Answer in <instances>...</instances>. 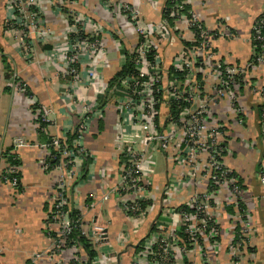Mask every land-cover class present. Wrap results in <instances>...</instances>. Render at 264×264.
Returning a JSON list of instances; mask_svg holds the SVG:
<instances>
[{
    "label": "crops",
    "instance_id": "crops-1",
    "mask_svg": "<svg viewBox=\"0 0 264 264\" xmlns=\"http://www.w3.org/2000/svg\"><path fill=\"white\" fill-rule=\"evenodd\" d=\"M35 1L41 33L28 37L5 28L11 9L9 0H0V264H33L36 254H40L37 264H67L68 251L56 256L51 252L58 231L57 224L50 219L51 202L60 179L67 207L78 213L80 229L89 236L94 227L103 231L102 241L93 244L96 257L90 264H131L142 251L145 239L155 234L160 225L177 234L182 243L178 215L190 211L188 201L200 193L203 184L187 181L185 186L171 187L174 166L168 165L154 145L145 143L129 118H121L117 97L106 91L109 80L131 55L136 40L123 18L129 16L119 10L120 6L129 7L128 13L134 14L131 17H140L145 24L157 23L164 17L166 0ZM181 1L189 15L200 17L204 27L216 34L213 49L219 59L239 66L247 63L253 52L251 26L264 11V0ZM74 19L90 32L97 27L104 44L102 55L96 57L99 65L91 82L86 79V57L82 59L81 82L66 74L59 57L73 39ZM185 32L179 26L171 28V39L161 43L162 57L169 59L182 49L183 40L188 38ZM255 75L258 78L253 81L264 80V70ZM14 76L26 85V95L14 90ZM243 102L247 109L243 126L231 121L225 102L216 106L215 116L227 125L229 138L224 144L227 155L223 160L238 176L246 193L245 207L254 222L252 257L250 254L242 258L240 264H264V185L260 182L264 140L258 112V106L264 102L248 93ZM158 111L157 120L163 125L168 108L161 104ZM81 125L84 129L78 132ZM70 135L75 139L79 136L82 151L77 149L71 166L66 167V159L59 155L56 160L50 143L53 138L68 142ZM137 137L142 141L141 148L130 149ZM18 139L23 146L15 143ZM75 139L70 149H75ZM129 151H144L143 185L160 190L155 199H146L143 214L137 220L123 215L114 196L103 200L119 183ZM9 156L17 164H9ZM8 166L14 167L9 177L15 180L14 184L2 178ZM171 191L174 199L169 196ZM218 257L213 259L216 264L227 263L225 255ZM81 258L86 264L82 252ZM181 258L182 264H190L191 257Z\"/></svg>",
    "mask_w": 264,
    "mask_h": 264
},
{
    "label": "built area",
    "instance_id": "built-area-1",
    "mask_svg": "<svg viewBox=\"0 0 264 264\" xmlns=\"http://www.w3.org/2000/svg\"><path fill=\"white\" fill-rule=\"evenodd\" d=\"M171 3L169 17H162L159 22L148 24L140 17H131L134 14L128 13L129 7L120 6L119 10L129 16L123 18L136 39L130 53L134 73L120 82L121 88L113 86L109 93L117 97L121 118H129L132 126H136L142 133L145 143L154 145L165 156L168 165L174 166L176 172L171 173V187L185 186L189 181L203 184V188L200 193L190 197V211H183L178 215L184 236L182 243L173 231H169L167 239L160 237L158 232L164 229L160 225L155 234H150L145 239L142 251L136 254L131 264H182L181 255H185L182 247L186 243L195 250V256L190 252L185 255L191 257V260L188 259L190 264H216L215 258L220 254L225 255V264H240L242 255L253 248L254 222L245 207L246 193L238 176L224 163L223 142L228 135L227 125L217 119L215 108L225 102L231 121L237 126H243L247 116L243 102L245 94L264 102V80L255 82L258 78L255 73L264 70V11L251 26L252 55L247 63L239 66L226 63L216 56L213 49L216 34L204 27L200 17L186 13L184 2L171 0ZM37 4L35 0H9L11 15L4 23L5 28L28 37L40 34ZM74 21L71 29L73 39L67 43L59 57L65 65L66 74L75 82L82 81V59L86 57V79L91 82L99 65L96 57L102 55L104 44L96 32L97 27L90 32L85 27H80L77 19ZM84 22L87 23V20ZM172 24L175 26L172 27ZM176 26L185 30L184 34L188 33V38L183 40L185 45L178 53L169 59L164 58L161 55V43L171 39V28L175 29ZM12 81L15 91L27 94L26 85L22 81L15 76ZM161 104L168 108V117L163 125L157 120ZM260 106L258 112L264 140V104ZM83 127L81 125L78 132ZM78 137L74 141L75 148L82 151ZM15 143L18 146L24 145L19 139ZM50 146L66 159V167L71 166L74 148H68L65 139L53 138ZM125 157L119 183L104 195L103 200L108 201L114 196L123 215L137 220L143 214L146 199H155L160 190L154 186L148 189L143 185L141 173L144 171V151H129ZM13 173L14 167L8 166L3 172V180L14 184L15 180L9 179ZM260 174V182L264 185V167ZM169 196L174 199L173 191ZM51 204L50 219L58 226L52 244V255L68 251L70 256L67 264H85L79 247L75 244L67 245L72 223L64 209L68 202L61 179L56 184ZM227 211L231 215V225L227 224L223 228V215ZM203 213H216V217L208 221ZM81 234L91 240L92 244L102 241L104 236L99 227H94L90 236L82 230ZM219 240L226 242L223 249L225 253L219 252ZM167 246L171 255L166 253ZM39 258L40 254L34 255L33 264H37Z\"/></svg>",
    "mask_w": 264,
    "mask_h": 264
},
{
    "label": "trees",
    "instance_id": "trees-1",
    "mask_svg": "<svg viewBox=\"0 0 264 264\" xmlns=\"http://www.w3.org/2000/svg\"><path fill=\"white\" fill-rule=\"evenodd\" d=\"M181 1V0H179ZM172 3L171 0H167L164 8L163 15L164 17H169L168 13L170 11ZM186 12V11H185ZM187 13V12H186ZM134 73V67L131 62V55L127 56V61L125 65L114 75L112 79L109 80L107 84V92L113 87L116 86L118 88H121L120 82L127 76H132ZM76 137V136H75ZM74 135H70L67 139L68 142L66 144L68 145V148L70 147V143L73 139H75ZM73 152H77V148L73 149ZM55 151L54 154L56 155V160L57 156H59V153ZM13 156L8 157V163L9 164H17L15 160H13ZM65 211L68 213V218L72 223V231L68 236V242L67 245H72L75 244L79 247L81 252L85 255L87 258L86 264H90V262L96 257V252L94 250L93 244L90 242L88 238L83 236L81 234V229H80V222H79V216L78 213L75 210H70L69 207H64Z\"/></svg>",
    "mask_w": 264,
    "mask_h": 264
},
{
    "label": "rangeland",
    "instance_id": "rangeland-1",
    "mask_svg": "<svg viewBox=\"0 0 264 264\" xmlns=\"http://www.w3.org/2000/svg\"><path fill=\"white\" fill-rule=\"evenodd\" d=\"M259 108L261 107V106H258ZM228 138H229V136L228 135H226V138H225V140H224V144H226V142L228 141ZM139 138L137 137L136 138V141H135V145H129L130 146V149H133V150H139L140 148H141V143H142V141H140V140H138ZM224 154H226L227 155V153H226V151H225V153ZM230 168V167H229ZM233 171V170H232ZM220 216H221V214H219ZM228 215V216H227ZM203 216H206L207 218H208V221H211V219L210 218H215L216 217V213H210V214H208V213H206V214H204L203 213ZM231 215L228 213V211H227V213L226 214H224L223 215V217H225V219L226 220H224V221H222L223 222V225H222V227L224 228L225 227V225L224 224H228V225H231V220H230V217ZM198 221V223H199V220H197ZM238 231V230H237ZM183 233V232H182ZM168 234H170V232L169 231H167L166 229H163V230H161V231H159L158 232V235L160 236V237H163V238H165V239H167L168 238ZM176 237H177V239L179 238V236L176 234ZM219 242H220V246H219V252L220 251H223V249H225V247H226V242H225V240L224 241H220L219 240ZM177 247V250H179L178 248H180L178 245L176 246ZM183 249H184V254L186 255V254H189V252H190V254L192 253L193 254V252L195 251L194 250V247L193 246H189L188 245V243H186L185 244V247H182ZM182 248L180 249V254H182ZM253 249V248H252ZM169 250H170V248L167 246L166 247V253L168 254V255H171V254H169ZM252 250H248L247 251V253H244V255H242V258H244L245 259V257H249L250 256V252H251ZM162 253V252H161ZM223 253H225V250L223 251ZM184 255V256H185ZM186 257V256H185ZM152 261H155V259H153L152 258ZM158 262V261H157ZM164 263H166L167 264V262H164ZM241 264H242V262H241ZM246 264H250V262H247Z\"/></svg>",
    "mask_w": 264,
    "mask_h": 264
}]
</instances>
